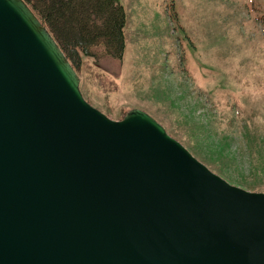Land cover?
<instances>
[{"label":"water","instance_id":"water-1","mask_svg":"<svg viewBox=\"0 0 264 264\" xmlns=\"http://www.w3.org/2000/svg\"><path fill=\"white\" fill-rule=\"evenodd\" d=\"M80 83L30 6L0 0V264H264V192Z\"/></svg>","mask_w":264,"mask_h":264},{"label":"rangeland","instance_id":"rangeland-1","mask_svg":"<svg viewBox=\"0 0 264 264\" xmlns=\"http://www.w3.org/2000/svg\"><path fill=\"white\" fill-rule=\"evenodd\" d=\"M120 1L124 57H83L85 99L113 120L147 112L213 172L264 192V0Z\"/></svg>","mask_w":264,"mask_h":264},{"label":"trees","instance_id":"trees-1","mask_svg":"<svg viewBox=\"0 0 264 264\" xmlns=\"http://www.w3.org/2000/svg\"><path fill=\"white\" fill-rule=\"evenodd\" d=\"M80 75L84 56L123 59L127 14L120 0H24ZM131 112V111H130ZM129 112V113H130ZM127 112L121 118L125 119Z\"/></svg>","mask_w":264,"mask_h":264}]
</instances>
